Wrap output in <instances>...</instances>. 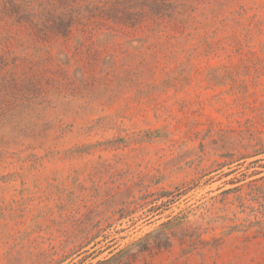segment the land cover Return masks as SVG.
<instances>
[{
    "label": "rangeland",
    "instance_id": "obj_1",
    "mask_svg": "<svg viewBox=\"0 0 264 264\" xmlns=\"http://www.w3.org/2000/svg\"><path fill=\"white\" fill-rule=\"evenodd\" d=\"M0 264H264V0H0Z\"/></svg>",
    "mask_w": 264,
    "mask_h": 264
}]
</instances>
